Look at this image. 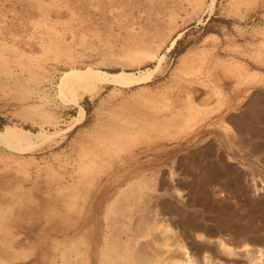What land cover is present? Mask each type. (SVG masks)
I'll return each mask as SVG.
<instances>
[{
    "label": "rangeland",
    "instance_id": "1",
    "mask_svg": "<svg viewBox=\"0 0 264 264\" xmlns=\"http://www.w3.org/2000/svg\"><path fill=\"white\" fill-rule=\"evenodd\" d=\"M23 2L29 8L13 9L14 6L22 8ZM54 13H60L62 19L56 18ZM18 15L23 19L22 24L18 22ZM45 19L46 35L40 36L37 23ZM226 33L234 34L239 42L252 41L261 35L264 38V0H0V103L9 111L8 115L12 114L18 100H22L21 105L37 103L35 108H39L41 116L46 115V121L35 118L18 124L9 122L15 138L3 139L6 132L0 133V197L46 198V217L54 208L61 216L55 211L51 221L54 224L66 221L68 225L65 237L60 225L52 232V236L64 237L65 241L57 243L49 238L44 259L28 248L13 247L19 239L24 242V231L36 230L43 224L44 217L28 214L15 223L16 226L2 228L0 248L19 249L20 257L13 260L16 264H116L123 263L128 252L141 250L150 255V260L161 262L170 249L177 257L179 252L174 243L186 245L192 256L191 264H202L200 260L203 264H231L232 261L264 264V258L260 261V252L264 254L262 245L257 248L237 242V246H243L232 248L214 237V232L205 226L198 231L195 242L183 236L176 242L168 240L185 231L186 223H181L193 216L203 219L204 201H194L189 192L200 182L196 175L207 169L206 162L185 167L184 172L179 173L181 179L174 183L170 182L169 174L182 170L178 168L182 152L177 155L174 152L175 157L166 153L164 157L168 159L158 162V173L137 171L144 168L140 167L144 163L139 161L140 150L147 149L148 156L151 155L149 150L159 149L161 142H176L192 134L213 111L209 106L216 104L219 110L224 105L226 93L216 84L222 76L218 71H222L223 76L240 73L232 68L229 71L228 62L220 55L215 56L220 64L217 69L216 64L198 57L196 50L185 51L205 39L207 47L224 42ZM29 53L64 61L40 89H36L30 79L32 75L21 71L23 56ZM50 61L52 59L47 63ZM157 67L150 79L138 83L101 84L94 80L91 84L83 83L87 88L99 87L92 95L93 90H85L79 84L80 87L73 84V88L71 85L62 92L65 78L73 71L92 68L105 75L125 72L140 76ZM201 71L209 83L206 87L210 86L213 94L216 93L212 99L190 96L189 84L203 81L195 76ZM171 75L174 93L184 88L185 98L171 97ZM252 78L246 75L240 82L246 83ZM250 88L257 89L256 86ZM229 101L231 99L228 103H232ZM80 106L84 108L81 121ZM173 114L177 117L175 122ZM114 132L130 135L133 143L150 137L156 141L117 153V165L112 170L120 173H109V163L79 161L81 155L86 156L88 152L86 158H90L91 147L109 142ZM214 132L206 131V134ZM250 179L254 195L264 191L259 188L264 185L257 179ZM61 181L63 187L54 191ZM65 211L66 217H63ZM168 214L174 216L173 221H162ZM113 218L121 222L115 238L109 231ZM82 225H90V242L84 243V233L78 242L74 240ZM202 235L217 239L209 254L217 251L227 262L225 259H217V262L215 257L210 262L204 260L205 250L201 248L208 245ZM113 239V247L109 248V241ZM257 250L259 253L255 252Z\"/></svg>",
    "mask_w": 264,
    "mask_h": 264
},
{
    "label": "crops",
    "instance_id": "2",
    "mask_svg": "<svg viewBox=\"0 0 264 264\" xmlns=\"http://www.w3.org/2000/svg\"><path fill=\"white\" fill-rule=\"evenodd\" d=\"M44 1L46 2V0ZM17 4H19V2H17ZM22 4V8L14 6L13 9L24 10L25 8H29L24 2ZM55 16L58 19H62L63 17L60 13ZM18 22H21V24L23 23V19H21L20 16ZM37 24L40 27L39 35H46V19L43 22L39 20ZM18 26L21 25L18 24ZM21 30L24 31V29ZM255 33L258 35L257 31ZM225 38H227L226 41H218V43L211 44L210 47H207L205 39L201 43L191 46L185 51L196 50L198 52V57L202 56L207 63L216 64L217 69H220V64H217L218 60L215 56L220 55L225 62H228L229 71L233 69L236 73H240L238 76L236 74L223 76V72L218 71L222 76L220 81L216 84H219L226 93L224 105L221 106L219 110L216 109V104H214V106H209L213 108V111L208 115L206 120H203V122L196 126V130L192 134H187L185 137L179 138L176 142L169 140L163 141L160 143V145L163 146L153 151L149 150L151 155L148 156L146 154L147 149H145L144 152L140 150L139 155L141 158H139V161L144 162L140 164V167L143 165L144 168L141 167L137 171H141L140 173H158V162H163L168 159V157H164V155L171 154L172 157L174 152H176V155L181 152L184 154L182 156L179 155L181 156L179 161L182 160V162L181 164L179 163L178 168L182 170L177 171L178 173H183V169L187 166H191L190 164L206 162L208 164L207 169L196 175V177L201 179L200 182L194 184L193 191L189 192L194 201H198L199 203H203L204 201L206 207H203V219H197L194 216L190 218L191 216L189 215L188 217L190 220L181 223V225L186 223L185 232L182 231L176 234L175 237H169L168 240L176 242L178 237L183 236L186 240L194 242L197 239L198 230H204L205 226L206 229L214 232V237H217L232 248L243 246H237V242L244 244V246L245 243H249V245H251L250 247L257 248L260 247L259 245H262V248H264V191L258 195H254L252 193V181L250 179L253 177L264 185V38L261 35L252 41L239 42L232 33H226ZM23 49L26 48L24 47ZM222 51H225L224 54ZM31 54L32 53H29L23 56L24 60L21 71L29 73L30 76L32 75L30 79H33L32 82L36 84V89H40L41 85L47 84L51 80L52 75L60 68L61 62L64 61H61L62 59L59 58H51L48 55L43 57V59L38 55L32 56ZM3 56L6 55L3 54ZM180 56L177 58L174 70L179 62ZM50 59L55 61L54 66L51 64L52 61L47 63ZM51 66L53 68H50ZM174 73L173 71L172 75L176 77L177 74L174 75ZM246 75L253 78L248 79L246 83H241L240 81H242L243 77ZM173 76L171 77L169 88L171 97L177 96L179 98H185L187 93L184 91V88L178 89L177 91L179 92L174 93V87L172 86ZM195 76L203 79V81H201V84H189L191 98L195 99L196 95L202 98L204 97V99L216 97V93L213 94L212 88H210V86L206 87V83L208 82L204 80L205 74L201 71ZM255 86L257 89L250 88ZM191 88H195L198 92L196 93V90L192 92ZM163 89L164 91L168 90L167 86H164ZM228 99H231L232 101L229 102L232 103H228ZM21 101H17L11 115H8L9 111H5L4 106L0 103V133L6 132V135L4 134L5 136L10 133L13 127L9 122L18 124L20 122L34 120L35 118L39 119L38 121H46V115L41 116L42 114L39 108H35L38 106L37 103H33L32 105H21V103H19ZM207 101L210 103L209 100ZM178 102L183 103L179 100ZM176 120L177 117L173 114L172 121L175 122ZM206 131L209 133L210 131L216 132L207 135ZM116 134L117 133L114 132V134L109 136L110 140L108 143L104 141L103 145L100 147L99 145L96 147L94 146L95 148L91 147L92 153L90 154V158H86L88 155L86 154L85 156L83 154L81 155L83 161L82 158H80L79 161L109 163L111 164V168L108 170L109 173H120L119 170H112L116 164L115 157L117 153L130 150L134 147H141L143 143H147L148 141H156V138L150 137L144 141L140 140L137 143L136 141L133 143L131 138H129L130 136L126 133L120 136ZM129 146L130 148H128ZM189 147L198 148L197 150H192L189 149ZM118 148L119 152H116ZM184 149L185 151H183ZM174 155L173 157L176 156ZM150 156L153 157L150 159L151 161L149 159L147 160ZM148 164L153 166H148ZM160 171L162 173V170ZM63 185L64 183L61 181L56 188H54V191L61 189ZM259 188L263 190L264 187L262 188L261 186ZM167 189H169V187ZM53 195H56V192H54ZM10 207L11 209H9ZM47 208L46 198L23 197V195H19L18 197H0V209L2 214L0 215V230H2V228L8 229V227L12 228L16 226L15 223L21 221V219L25 218L28 214L35 215L36 217H44L43 224L39 225L37 229L34 228L36 230L24 231L26 234L24 242L23 239H17V243L16 241L13 242V244L16 243V245L14 244L13 246L14 248H20L21 250H24L23 248H28L32 253L36 252L41 259H44L47 257L46 241L51 238L57 243H59L60 240L63 242V238L68 233L66 221L64 223L55 224L51 221L53 212L56 215L55 211L58 210L53 208L54 211L50 210L46 217ZM64 209H66L65 206ZM118 211H120V209H118ZM58 213L61 216L59 211ZM63 217H66V211ZM114 219L111 223L112 226H109V231L112 229L110 231L111 237H116L117 226L121 224L117 218ZM173 219L174 217L171 214H168V216L164 215L161 218L162 221H173ZM116 221H118L119 224H117ZM58 225H60L61 230L65 232L64 237L61 239L51 235L52 232L58 228ZM82 233L85 235L86 241L84 243L90 242V225H82L81 230L79 229V234L78 231L76 232L74 240L78 242ZM123 233H126V231L124 230ZM214 237L202 235L205 244L208 245L201 248V251L206 250L203 251L204 260L206 261L209 259L210 262V260L215 257V260L221 258L219 259L220 261L225 259L224 261L227 262L228 260L217 251L213 252L215 256L209 254L212 251V247L217 244V239ZM18 252L19 249L9 250L0 248V260L4 262V264H16L13 260L20 257ZM255 252L259 253L258 250ZM200 262L203 264V261L200 260ZM231 264H237V262L232 261Z\"/></svg>",
    "mask_w": 264,
    "mask_h": 264
},
{
    "label": "bare ground",
    "instance_id": "3",
    "mask_svg": "<svg viewBox=\"0 0 264 264\" xmlns=\"http://www.w3.org/2000/svg\"><path fill=\"white\" fill-rule=\"evenodd\" d=\"M214 3V1H213ZM213 3L211 5H213ZM173 44V43H172ZM204 63V62H203ZM202 64V63H201ZM205 64V63H204ZM159 69V67L155 68L154 70L150 71L149 73L147 74H142V75H135V74H132V73H125V72H122V73H119V74H109V75H105V74H102L100 73L99 71L97 70H94L92 68H88V69H84V70H78V71H73L71 72L64 80L63 82V88H62V92H66L67 89H69V86L73 85V84H77V87H80L78 86L81 85V87H84L85 90H93L90 92V95L94 94L96 92L97 89H95V87H92L90 86V88H87L85 84L83 83H86L88 82L87 84H91L92 81L94 80H97V82H100L101 84L104 83V82H116V83H125V84H134V83H138L140 81H144V80H148L151 78V76ZM205 69V68H204ZM96 83V82H95ZM93 85V84H92ZM120 85V84H119ZM74 87V85L72 86V88ZM87 88V89H86ZM76 91V90H75ZM84 117V108L82 106H80V119L79 121H81V119H83ZM135 125V124H134ZM162 126V125H161ZM125 132V131H124ZM146 133V132H145ZM144 133V135H145ZM147 134V133H146ZM153 134V133H152ZM6 135V134H5ZM3 135V139H11L12 137L15 138V135L12 134L11 132L8 133L7 136ZM18 135V133H17ZM117 135V134H116ZM123 135V134H122ZM120 136V135H119ZM130 136V135H129ZM118 137V136H116ZM114 137V138H116ZM128 138V137H127ZM109 139V138H108ZM140 141V140H139ZM107 142V141H106ZM119 142V141H118ZM138 142V141H137ZM136 142V143H137ZM149 142V141H148ZM108 143V142H107ZM111 143V142H110ZM83 144V143H82ZM142 144V143H141ZM144 144V143H143ZM113 145V144H112ZM111 145V146H112ZM130 145V144H128ZM127 145V146H128ZM114 146V145H113ZM123 146V145H122ZM89 148V147H88ZM95 148V147H94ZM103 148V147H102ZM105 148V147H104ZM112 148V147H111ZM121 148V147H120ZM130 148V146L128 147ZM85 149V148H84ZM90 150V149H89ZM92 150V149H91ZM99 150V149H98ZM104 150H107V149H104ZM109 150V149H108ZM118 151L116 152H119V148L117 149ZM102 151V150H101ZM115 152V151H114ZM89 153V152H88ZM87 153V154H88ZM92 153V152H91ZM101 153V152H100ZM103 154V153H102ZM113 154V153H111ZM114 156V155H113ZM112 156V157H113ZM92 157V156H91ZM95 158V157H94ZM100 160V159H99ZM106 160V159H105ZM81 161V160H80ZM82 161H83V158H82ZM108 161V160H107ZM90 164V163H89ZM102 165V164H101ZM100 165V166H101ZM89 166V165H88ZM99 166V167H100ZM82 167H80L81 169ZM86 168V166H85ZM79 169V170H80ZM85 173V172H84ZM263 188V186H262ZM261 188V189H262ZM264 189V188H263ZM128 194V193H127ZM10 204V203H9ZM9 206V205H8ZM4 209V208H2ZM11 209V207L9 208ZM9 211V210H8ZM11 211V210H10ZM14 212V211H13ZM12 212V213H13ZM90 214V213H89ZM174 217V216H173ZM114 219V218H113ZM118 219V218H117ZM171 219V218H170ZM115 220V219H114ZM166 220V219H165ZM117 224H119L118 221H116ZM196 224V223H195ZM192 225V224H191ZM200 225V224H199ZM202 225V224H201ZM116 227V226H115ZM119 227V226H118ZM125 227V226H124ZM198 227V226H197ZM195 227V228H197ZM111 228V227H110ZM114 228V227H113ZM115 229V228H114ZM112 230V229H111ZM110 230V231H111ZM198 230V229H197ZM199 231V230H198ZM185 232V231H184ZM186 234V233H185ZM115 235V233H114ZM113 236V235H112ZM115 237V236H114ZM113 237V238H114ZM83 238V237H82ZM81 239V238H80ZM186 239V238H185ZM114 240V239H113ZM113 240H110L109 241V245L108 247L109 248H112L113 247V244L115 241ZM194 240V239H193ZM196 241V240H195ZM194 241V242H195ZM213 243V242H212ZM128 244V243H127ZM215 244V243H214ZM211 245V244H210ZM216 245V244H215ZM174 246H176L178 248V252L179 254L176 256H174V254H172V249H170V252H167V255L165 257V259L163 261H156L157 264H191L192 263V256L189 252V250L187 249L186 245L185 244H177V243H174ZM206 246V245H205ZM40 247V246H39ZM116 247V245H115ZM175 247V248H176ZM142 249V248H141ZM126 250V249H125ZM174 251V250H173ZM206 251V250H205ZM121 252V251H120ZM177 252V253H178ZM262 252V251H261ZM260 252V255H261V258H260V261L264 258V254ZM206 253V252H205ZM118 254V253H117ZM147 252H145L144 250H141L140 252H133V251H130L128 252L127 254V259L124 260L123 263H116V264H151V263H156L155 261H153L152 259L150 260V255H146ZM215 256V255H214ZM115 257V256H114ZM158 259V258H157ZM221 259V258H219ZM161 260V259H160ZM217 261V260H216ZM218 262V261H217ZM202 263V262H201ZM0 264H4V262H2L0 260Z\"/></svg>",
    "mask_w": 264,
    "mask_h": 264
},
{
    "label": "clouds",
    "instance_id": "4",
    "mask_svg": "<svg viewBox=\"0 0 264 264\" xmlns=\"http://www.w3.org/2000/svg\"><path fill=\"white\" fill-rule=\"evenodd\" d=\"M178 179H181V176H180V174L179 173H172V172H170V174H169V180H170V182H175V180H178ZM178 195H181L182 193H177Z\"/></svg>",
    "mask_w": 264,
    "mask_h": 264
},
{
    "label": "trees",
    "instance_id": "5",
    "mask_svg": "<svg viewBox=\"0 0 264 264\" xmlns=\"http://www.w3.org/2000/svg\"><path fill=\"white\" fill-rule=\"evenodd\" d=\"M175 47V46H174Z\"/></svg>",
    "mask_w": 264,
    "mask_h": 264
}]
</instances>
